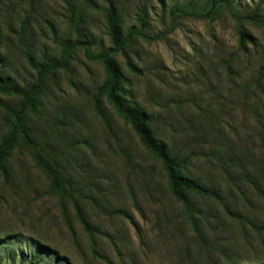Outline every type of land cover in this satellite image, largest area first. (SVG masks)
<instances>
[{"label": "rangeland", "instance_id": "rangeland-1", "mask_svg": "<svg viewBox=\"0 0 264 264\" xmlns=\"http://www.w3.org/2000/svg\"><path fill=\"white\" fill-rule=\"evenodd\" d=\"M117 1L124 37L131 29L147 36L126 48L139 75L125 55H115L128 101L149 114L157 136L188 157L190 175L213 185L221 200L195 198L206 219H199V236L130 124L106 96L96 110L107 76L82 44L91 54L111 48L105 0H0L4 80L22 90L37 83L27 54L67 61L44 77L28 120L35 145L74 184L68 194L54 191L28 149L12 151V176L0 175V264H263L264 27L245 22L252 40L241 47L226 10L214 20L182 17L169 32L170 9L191 0ZM231 2L243 16L264 18V0ZM20 105L0 93V141L8 113ZM241 168L260 178V192L240 177ZM75 201L99 229L95 237L78 221ZM117 209L131 218L110 214Z\"/></svg>", "mask_w": 264, "mask_h": 264}, {"label": "trees", "instance_id": "trees-1", "mask_svg": "<svg viewBox=\"0 0 264 264\" xmlns=\"http://www.w3.org/2000/svg\"><path fill=\"white\" fill-rule=\"evenodd\" d=\"M105 2L108 5L106 26L111 40V48L100 54H91L88 48L85 47V43L82 44L87 57L91 60L99 61L103 65L107 76L98 90V96L95 98V108L100 112V100L102 96H106L117 113L130 124L142 145L162 164L168 179L172 198L184 206L189 222L194 226L200 236L202 234L201 230L203 229V225H201L199 219H206L203 209L198 207L195 198L220 201V193L213 185L204 182L201 178L190 175L188 171L190 166L189 158L184 157L182 154L178 153V151L172 150L164 140L160 139L151 126L152 122L149 114L143 108L133 106L128 101L129 92L124 86L123 71L117 63L115 55L118 53L125 55L128 70L132 74L139 75L141 71L130 57L127 56L126 48L129 46L128 44L132 39L137 37L147 38V36L141 30L131 29L128 36L125 38L118 10V1L105 0ZM221 10L228 11L238 23V34L241 47H244L247 42L252 40L251 36L248 35L244 29L245 22H254L264 27V18L260 13L255 11L250 15L243 16L239 13L237 8H235L231 0H209L206 1L204 5H201V0H191L187 5H175L170 9L172 23L169 27V32H172L177 27L178 19L182 17L214 20L220 15ZM140 23L143 28H146L148 25L145 11L140 14ZM27 61L30 67L38 72L37 83L27 90L19 89L9 81L4 80L0 75V93L3 95H13L21 99L20 108L8 113L6 117L8 133L0 141V175L6 180L11 178L12 172L8 163L10 155L16 147L22 146L29 150L35 163L41 167L47 175L52 189L68 194L70 190H74V184L65 179L59 161H57V159H47L45 153L35 145L32 127L28 120V113L36 110L39 104V98L45 92L44 77L66 68L67 61L63 57L60 61L40 62L31 54H27ZM261 72L264 74V67L261 69ZM240 170V177L246 181L254 191L257 190L260 192L262 187L260 178L255 176V174L251 175L245 169L241 168ZM72 193H74V191L71 192L70 196H72ZM87 198H90V196H87ZM91 199L93 198L91 197ZM74 204L78 221L90 236L95 237L94 235L99 229L92 224L81 205L76 201ZM110 214L128 219L131 218L128 213L120 209L111 211ZM246 217L247 216H239V218L247 220ZM204 225L209 227L207 221ZM49 251L52 252L50 249ZM212 251L213 250H209L208 256H210L209 254Z\"/></svg>", "mask_w": 264, "mask_h": 264}]
</instances>
